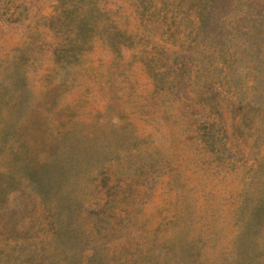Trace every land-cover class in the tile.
<instances>
[{
	"label": "rangeland",
	"instance_id": "1",
	"mask_svg": "<svg viewBox=\"0 0 264 264\" xmlns=\"http://www.w3.org/2000/svg\"><path fill=\"white\" fill-rule=\"evenodd\" d=\"M0 264H264V0H0Z\"/></svg>",
	"mask_w": 264,
	"mask_h": 264
},
{
	"label": "trees",
	"instance_id": "2",
	"mask_svg": "<svg viewBox=\"0 0 264 264\" xmlns=\"http://www.w3.org/2000/svg\"><path fill=\"white\" fill-rule=\"evenodd\" d=\"M207 8H208L207 6L203 7L202 10H200L201 12L198 13V16H199L198 19H199V23L201 24V27H203V26L207 25V23L211 22V19L209 18L210 12H207ZM251 102H253V100L248 101V105L251 106V104H252ZM255 104H257V102ZM57 225H59V228L57 227L55 230L57 234H60L61 236L68 238V239L70 237H72V233L75 231V227L63 226L62 222H60V224L58 223Z\"/></svg>",
	"mask_w": 264,
	"mask_h": 264
}]
</instances>
